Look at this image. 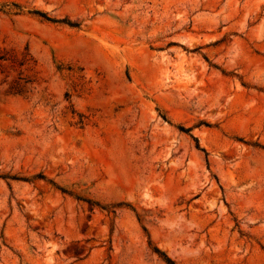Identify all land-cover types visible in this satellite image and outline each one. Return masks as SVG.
I'll return each instance as SVG.
<instances>
[{
    "label": "rangeland",
    "instance_id": "1",
    "mask_svg": "<svg viewBox=\"0 0 264 264\" xmlns=\"http://www.w3.org/2000/svg\"><path fill=\"white\" fill-rule=\"evenodd\" d=\"M0 264H264V0H0Z\"/></svg>",
    "mask_w": 264,
    "mask_h": 264
},
{
    "label": "trees",
    "instance_id": "2",
    "mask_svg": "<svg viewBox=\"0 0 264 264\" xmlns=\"http://www.w3.org/2000/svg\"><path fill=\"white\" fill-rule=\"evenodd\" d=\"M43 16H45L46 18H48V19H51L50 17H48L47 15H46V13H41Z\"/></svg>",
    "mask_w": 264,
    "mask_h": 264
}]
</instances>
